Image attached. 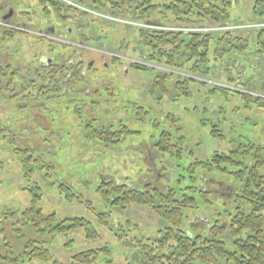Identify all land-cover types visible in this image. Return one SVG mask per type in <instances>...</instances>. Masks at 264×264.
Here are the masks:
<instances>
[{
    "label": "rangeland",
    "instance_id": "1",
    "mask_svg": "<svg viewBox=\"0 0 264 264\" xmlns=\"http://www.w3.org/2000/svg\"><path fill=\"white\" fill-rule=\"evenodd\" d=\"M5 1L0 0V6ZM8 1H17L19 4L14 6L17 19L13 23L26 25L32 33L14 29L6 36L0 27V56H3L0 66L8 62L18 66L19 72H22V67L30 69L32 64L37 65L39 51L48 53V43L36 36L35 31L43 30L47 22L54 24L61 35L63 29L61 21L49 6L47 9L50 13L44 14L40 0ZM63 1L71 3L77 0ZM92 1L82 0V4L87 6ZM258 2H262V7L257 6ZM139 14L134 15L138 17ZM106 16L124 21H117L121 24H115L118 26L115 28L104 23L108 17H93L94 27L90 29V36L96 40V45L92 43V50L85 58L95 61L91 71L96 72L88 74L86 79L91 77V84H94L102 80L103 76L108 79V88H100L102 91L96 96L97 93L95 95V91H90V85L84 84L81 77L74 83L80 91V98L86 104L90 102L91 106L61 103L59 94L62 89L51 94H36L34 90L20 94L26 85L19 80L14 82L10 94H0V215L9 211L18 214L25 211L32 204L35 188H39L42 197L40 208L44 214H57L60 218L84 217L96 226L100 234V238L94 240H88L81 229L52 238L33 235L32 239L44 243L39 244V248L48 250L52 261L33 260L24 264H68L76 253L101 248H107L113 264H128V258H135L129 251L131 241L158 238L160 230L167 224L148 207L133 205L127 209H115L108 206L97 191L101 178L114 179L136 188L146 183L162 189L170 186L186 187L191 184L190 177H193L192 170H189L192 164L210 161L216 155H228L241 145L264 142V104L260 105L256 99L259 97L257 93H262V90L253 87H259L260 82H264V56L256 55L261 47L256 44L255 38L257 27H264V0L234 1L229 11V25L225 26H239L241 30L223 29L225 26L216 30L219 34L215 38L231 31L225 44L219 46L215 41L212 42L204 63L200 62L203 57L186 63L181 69L182 83L185 85L180 89L176 88V81H180L179 75L176 71L168 72L172 87L169 86L164 95L159 90L154 93L153 89L158 81L157 75L162 76L158 69L153 70L154 67H151L136 71L128 63L114 66L112 57L96 51L113 37L115 46L121 38H129L130 48H134L139 39L143 50L140 55L149 56L150 62L152 60L157 66L165 67L168 60L156 59L147 47L146 39L153 30L166 31L162 28L164 26L158 25L153 29L137 27L140 24H153H134L129 20L133 16L129 13L118 15L120 17ZM129 23L134 26L127 30L125 28ZM135 29L140 32H135ZM143 29L151 33H143ZM63 31L66 32L65 29ZM238 36L246 38L243 42L245 45L242 44L239 50L236 47L239 43L234 42ZM228 42L233 44L228 45ZM55 49L60 51L58 55L68 54L64 44H57ZM196 65L198 71L193 69ZM125 68L129 69L127 75ZM101 72L102 76L95 75ZM4 86L5 83L0 85ZM28 97L35 102H29ZM124 127L130 132H141L142 135L121 133L113 141L109 140L108 144L106 140L101 142L94 139V129L111 128L112 131L123 132ZM162 131L170 132L175 139L183 138L181 158L155 156L151 142ZM18 154H29L37 160L31 162L33 175L30 179L24 177L22 159ZM182 176L186 179L177 183ZM216 178V175L207 177L204 174L198 177L202 188L215 194L216 190L228 186L227 181L234 185V181L229 178H219L218 182ZM206 179L208 182L204 183ZM63 186L66 189H62ZM70 192L81 197L83 202L67 201L66 196ZM213 198L216 199V195ZM202 215L206 218L215 217L216 210L203 211ZM12 225L11 222L4 225L6 239L14 252L22 255L23 242L16 239ZM24 234L26 237L31 236L29 232ZM70 241L73 244L68 247Z\"/></svg>",
    "mask_w": 264,
    "mask_h": 264
},
{
    "label": "trees",
    "instance_id": "2",
    "mask_svg": "<svg viewBox=\"0 0 264 264\" xmlns=\"http://www.w3.org/2000/svg\"><path fill=\"white\" fill-rule=\"evenodd\" d=\"M234 1L238 0H157L153 13L139 14L138 17L133 15L129 20L149 23V20L156 19L163 26L170 27H223L229 25V11ZM108 2L117 6L120 0ZM40 3L43 7L47 5L45 0H40ZM257 6L262 7V2H258ZM257 28L256 44L261 50L258 49L256 55L260 54L263 58L264 27ZM223 33V36L217 38L215 35L218 32L185 34L157 31L156 35L145 36L148 40L147 47L152 50L156 59H166L168 61L165 67L182 72V67L195 58L203 57L200 62L204 63L212 42L224 45L231 31ZM245 41L246 38H235L234 42L239 43L236 44L238 50L242 49ZM230 44L233 43L228 42ZM197 68L198 65L194 66V71H198ZM157 77L154 93L159 90V93L167 94L164 78ZM179 77L181 82L176 85L177 89L185 85L181 76ZM253 87L262 90V93H257L259 97L256 99L263 105L264 82H260L259 87ZM155 127L158 128V125ZM124 128L123 132L112 131L111 128L94 129V139L101 142L106 140L108 144L109 140L113 141L121 133L142 135L141 132H130ZM151 143L158 158L162 155L181 158L183 138L175 139L170 132L162 131ZM18 155L22 159L24 177L30 179L33 175L31 162L37 160L28 156L29 154ZM189 170H192L190 172L193 175L190 177V185L170 186L166 189L151 183L136 188L128 183L101 178L97 191L108 206L115 209H127L133 205L148 207L167 224L160 230L158 238L131 241L129 251H132L135 258H128V264H264V142L241 145L228 155H216L210 161L196 162ZM201 174L207 177L216 175V182L219 178H229L234 181V185L227 181L228 186L223 190H216L215 194L202 188L198 179ZM182 179L186 178L179 177L177 183H181ZM63 187L62 189H66ZM32 195V204L25 211L20 214L9 211L0 215V264L52 261L50 252L39 248V244L44 243L31 238L36 234L41 235V238H52L81 229L88 240L100 238L96 226L90 220L78 216L60 218L57 214L46 215L40 208L42 197L39 188H35ZM215 195L216 199L213 198ZM66 197L69 202H83L81 197L72 192ZM212 210H216L215 217L206 218L202 215L203 211ZM7 222L13 224L16 239L23 242L22 255L16 254L6 239L4 225ZM25 232H29L31 236L26 237ZM72 244L70 241L68 247ZM102 258L104 261H101ZM113 263L107 248H101L76 253L68 264Z\"/></svg>",
    "mask_w": 264,
    "mask_h": 264
},
{
    "label": "flooded vegetation",
    "instance_id": "3",
    "mask_svg": "<svg viewBox=\"0 0 264 264\" xmlns=\"http://www.w3.org/2000/svg\"><path fill=\"white\" fill-rule=\"evenodd\" d=\"M45 1L47 5L46 7H44V10L47 13L44 12V14L48 15L50 13V11L47 9V6H49L53 10L55 16L61 21L62 29H65L66 32L64 33V31L62 30L61 32H63V35L57 33L55 25L50 22H47L43 30H39L37 32L35 31V33L37 34L36 36L40 37L48 43V53L44 54L42 51H39L40 53L38 54V56H36L37 65L35 66L34 64H32V67H30V69L22 67L23 69H20L22 72H19L18 66H14L12 64H9L8 62L5 63L4 66H0V85H3L5 83L4 87H0V94H10L12 92L13 85H15L14 82L16 80H19L23 83V85H26V87H22L24 91H20V94L22 92L24 94L31 93L32 90L36 91L33 92L36 94H43L44 92H48L51 94L54 93L55 90L58 91L62 89V92L59 94V99L62 98L61 103L74 106L76 105V103H78V105H84L86 104L85 100L80 98V91L77 90V86H74L77 78L81 77L84 80V84H89V88L87 87V85L86 87L90 89V91H95L94 94L96 95L97 93L96 96L100 95L99 93H101L102 91L100 88H108V85H106L108 79L106 80L102 76V72L100 74H95L101 75L102 80L95 82L94 84H91V77L89 79H86V77L90 74L96 73L91 71L92 67L95 66V61H87L85 58L86 54L89 53L90 50H92V43L96 45V40L90 36V29L93 26L92 18H97L98 16H100L104 19H107L108 17V19L104 23L116 28L118 26H115V24L119 25L121 24L120 22L124 20L119 19L120 22L118 23V18L106 16V14L118 16L126 13H129L131 15L143 13L147 15L154 12L156 4L154 2L151 3L152 0H142L143 2H141V0H123L121 3H119V5L113 6L108 2V0H94V2L92 1L91 3H88L87 6H85V4H82V0H77V3L71 2L72 5H66L65 3H61L59 0ZM130 1L132 2L130 3ZM106 3H109V6H106ZM14 6H19L17 1L9 2L8 0L5 1L4 5L0 6V27L4 32H6L4 34H6V36L7 34L10 35L11 32L14 31V29L26 31V33H32L27 29L26 25L20 26L13 23V20L17 19ZM149 22L155 24V26L162 25L159 20H149ZM69 23L72 24L70 25ZM101 24L103 23L101 22ZM124 27L126 26L124 25ZM125 29L129 30L131 29V27H126ZM135 32H140V30L135 29ZM143 32L146 34L151 33L150 30L145 29H143ZM153 33H155L154 35H156L157 30H153L152 34ZM106 39L107 37L105 38V40ZM121 39L122 40H119L117 42V45L115 46L116 40L113 37L112 40L105 41V43L101 45L102 49H97L96 51L103 52L112 57L114 66L115 64H118L119 66L122 63H128L129 66L131 65L130 67H132L136 71L148 70L149 68L154 67L155 69L153 68V70L158 69L162 74L161 77H164L166 91L169 86L172 87V85L170 84L172 82V78H169L170 74L168 73H174L172 69H170L169 67L157 66L156 64H154V61L151 60L150 62L151 58L149 56L142 57L140 54L141 52H143V50L140 47L139 39L133 46L134 48H130V46L128 45V42L130 41L129 38ZM57 44L66 45L68 54L58 55L60 51H56L55 49ZM123 53L126 54L124 55ZM131 56L136 57L133 58ZM2 62L3 56H0V64ZM103 64L104 66L107 65L105 61L103 62ZM128 70V68H125L126 75L128 74ZM176 73L179 76H182V72L176 71ZM176 82L178 83L181 81ZM104 90H106L107 92V89ZM55 99L56 98H50V100ZM28 100H30L29 102H32V104L35 102L34 99H29V97ZM86 105H90V102Z\"/></svg>",
    "mask_w": 264,
    "mask_h": 264
},
{
    "label": "built area",
    "instance_id": "4",
    "mask_svg": "<svg viewBox=\"0 0 264 264\" xmlns=\"http://www.w3.org/2000/svg\"><path fill=\"white\" fill-rule=\"evenodd\" d=\"M141 27H149L153 28L152 26L149 25H140ZM164 30H169V31H175V32H181V33H189V32H201V33H213L216 32V30L222 29V28H214V27H193V28H188V27H182V28H163ZM227 29V28H223Z\"/></svg>",
    "mask_w": 264,
    "mask_h": 264
}]
</instances>
